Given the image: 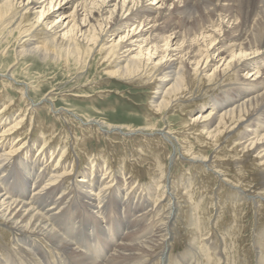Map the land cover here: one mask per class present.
Wrapping results in <instances>:
<instances>
[{"label": "bare ground", "instance_id": "1", "mask_svg": "<svg viewBox=\"0 0 264 264\" xmlns=\"http://www.w3.org/2000/svg\"><path fill=\"white\" fill-rule=\"evenodd\" d=\"M68 7L72 9L66 11ZM18 26L20 35L14 50L17 60L61 59L67 67L74 65L78 76H82L86 65L81 66V61L96 56L99 65H105L104 74L109 80L144 85L154 82L149 107L155 114L184 104L192 84L206 82L212 93L186 122L189 132L197 143L213 147L215 155L229 152L237 167H242L241 156L255 154L256 165L264 172V0H0V32ZM4 53L0 52V59ZM3 76L12 80V73ZM28 87L31 89L23 84L22 96ZM42 99L53 101L52 97ZM9 101L0 108V264H177L169 254L171 248L168 250L176 196L168 182L161 181L156 201L149 190L143 192L139 182L126 176L125 168L113 171L111 164L101 165L98 157L86 163L87 169L79 170L67 163L66 153L57 150L58 146H46V133L41 137L40 132V138H30L28 143L23 141L26 114L19 112L8 118ZM60 112L69 113L68 118H77L89 128L94 125L105 136L159 135L172 145L170 160L182 155L183 161L185 158L198 163L221 178V171L212 170L217 167L216 161L196 154L185 140L180 142L169 125L159 128L148 118L144 119V127L134 128L85 113L82 120L67 108ZM31 121L29 118V124ZM222 139H226L223 142L229 149L218 144ZM40 140L41 145L33 153ZM163 176L168 181V175ZM244 190L239 188L234 193L248 199L251 194ZM258 195L250 197L257 200ZM165 198L167 202H161ZM204 239L205 245L200 246V240L199 248L192 243L202 252L199 259L193 245L186 248L185 264H226L223 252L217 251L209 237ZM259 255L257 264H264V252Z\"/></svg>", "mask_w": 264, "mask_h": 264}, {"label": "rangeland", "instance_id": "2", "mask_svg": "<svg viewBox=\"0 0 264 264\" xmlns=\"http://www.w3.org/2000/svg\"><path fill=\"white\" fill-rule=\"evenodd\" d=\"M62 5L63 4L60 6ZM171 8H173V6H171ZM65 9L66 11H70L72 8L68 7ZM35 10L38 11L39 9ZM20 28L21 26L13 29H2L0 32V52H5L4 56H2L0 59V108L1 105L7 103L8 100H11L8 103V110L6 111L8 118L12 119L18 114L20 115L21 112L26 114V119L22 124L24 125L23 128L25 129H22L24 132L22 134L23 141L27 140L26 142L28 143L30 138L33 140L40 138V132H42L41 137L46 133L47 135H45L47 137L44 135V137L47 138L46 146L50 143V147L54 146L55 148L58 146L57 150L61 149L66 153L64 154V157L66 158L67 163H73L76 167L78 166L79 170L87 169L88 165L86 163L94 157H98V159H96L101 165L103 163H107L109 165L111 164V168L114 169L113 171H117L116 169L119 168H125V170L128 172L126 176L131 177L137 182V184L139 182L140 185L143 186L142 189L144 188L143 192H145V190H149L153 196V199L155 197L156 201L158 200L157 195L161 192L160 183L162 184L163 182L165 184L168 182V184L173 187L174 194L176 195L173 199V204H175L173 205L175 210L173 212V220L175 223L178 221L176 224L173 223L172 225L171 238L169 240L172 244H170L168 250L171 248L172 253L169 252V254H172V257L174 260H176L177 264H185L186 255L184 254V251L188 248H193L192 245L194 246L193 249H196L195 252L194 250L193 252L199 259L202 252L198 251V244L202 243L200 246L205 245L206 242L204 238L207 237H209V240L214 243L215 248L218 249L217 251L223 252L222 256L226 264H257L256 260L260 261L259 254L264 252V184L261 176V173L264 172L261 170L260 165H256L257 158L255 154H249L246 157L244 155V157L241 156L242 159L244 158L242 167H237L234 157L231 158L229 152L222 155H215V149L207 144L197 143V141H195V135H191V132H189L191 130H189V128L186 126V122L195 116L196 112L199 111L200 107L207 101L206 99L212 93L210 90H207L209 87L206 82L202 83L201 81L198 84L194 82L192 84L193 86L190 87L187 100H185V102L183 101L184 104L180 102L179 105H176V107L173 106L161 114L160 112L155 114L149 107V102L152 101V97L154 95L153 91L155 89L153 88L156 86L154 82H151L149 85H144L119 79H110V81L104 74L105 65H99L98 57L96 56L95 58L91 57L87 60L84 58L81 61V66L86 65L85 69L83 70L85 74L82 72V76H78V70L74 65L71 64L67 67L65 64H63L61 59L42 62L35 58L23 57L17 60L14 55V50L16 48L15 41L20 35ZM80 65L76 67H79ZM211 69L212 67L208 69V72H210ZM11 73L12 80H10L11 78L7 80V78L3 76L5 74ZM24 83L29 84L31 89L28 87L27 94L22 96L21 87ZM49 92H51V94L47 95ZM74 95L90 96L81 98ZM43 97H46V99L52 97L53 101H44L42 99ZM32 103L35 104L33 105ZM181 104L182 107H179ZM61 108H67L71 110L74 114H76V116L82 118V120L86 118L85 114H87L92 116V118H96L97 120L99 119L110 123L129 124L130 126H134V128L139 126L144 127V119L148 118L154 121L156 126L159 128L168 127L169 125L168 129L171 130L174 135L178 136L180 142L185 140L187 144L189 143L193 146L192 151L196 152V154L199 153L200 155L207 156L209 161H216L215 163L217 167L212 168V170L221 171V178L210 170L205 171L207 168H202V165H199L198 163H190V161L185 158L183 161V158H180L182 155H176V157H173L174 159H171L173 161H171L170 158L171 154L173 153L172 145L162 140L159 135L135 133L137 136L134 134L130 136L125 135L123 137L122 135L119 137L118 135L105 136L104 133H98L94 125H91L89 128L87 124L81 122L77 118L70 119V116L68 118L69 113H61L63 112H60ZM20 109L23 110L19 111ZM29 115H31V117ZM29 118L30 121L34 119L30 124ZM49 135L50 137H48ZM65 135H68V137ZM84 137H86L85 140H83ZM151 140L154 142H151ZM225 140L226 139H222L218 144H220L223 148L229 149L230 146L226 147L227 144L223 142ZM41 143L42 140H40L35 145V149L32 150L33 153L36 152V148H38ZM78 144L79 147L77 148ZM184 145H186V143ZM147 146L149 147V150ZM139 149L142 151H139ZM158 149L160 152H158ZM48 152L51 151L49 150ZM113 152L114 154H112ZM158 153L161 154V156H158ZM143 154H146V156ZM105 155L107 156L105 157ZM108 157L110 159H108ZM73 159H75V161ZM123 160L126 162L122 163ZM134 160L138 162L139 165L136 164ZM142 160L145 161L143 162ZM133 164H135L134 167ZM165 173L169 177L168 181L167 179L163 178V174ZM131 174H135V177ZM154 176H156L155 179H153ZM159 176H161V178H159ZM156 179L158 182L155 183L154 180ZM143 181L144 185L142 184ZM174 181L178 183L176 184ZM157 188H159V190ZM235 188L238 189L235 191H239V188L240 190L245 189L244 191L246 194L251 195L248 196V199L241 198V196L237 195V193H234ZM254 194H261L260 196L263 200L258 195V198L256 197L260 202L258 203L255 198L253 199V197H250ZM185 199L187 200L185 201ZM161 202H167L166 198ZM177 206L179 209L180 206L181 208L183 206V208L178 210ZM191 214L193 215L192 217ZM156 215L158 216L159 213L156 212L155 216ZM193 230H195V232H193ZM196 231L199 237H197ZM196 237L198 239H196ZM192 238H195L194 240L196 241H194ZM261 239L263 240L261 241ZM192 243H196L195 245L197 248ZM197 251L199 252L198 254L196 253ZM202 256L204 257V254ZM262 257L263 258L261 261L264 259V255Z\"/></svg>", "mask_w": 264, "mask_h": 264}]
</instances>
